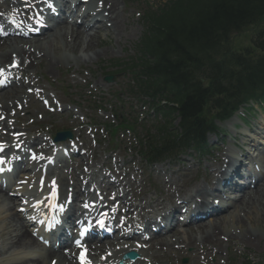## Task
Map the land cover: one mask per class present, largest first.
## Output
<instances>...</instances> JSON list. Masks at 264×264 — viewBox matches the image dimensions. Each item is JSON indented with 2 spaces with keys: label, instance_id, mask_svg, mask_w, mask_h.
<instances>
[{
  "label": "bare ground",
  "instance_id": "1",
  "mask_svg": "<svg viewBox=\"0 0 264 264\" xmlns=\"http://www.w3.org/2000/svg\"><path fill=\"white\" fill-rule=\"evenodd\" d=\"M93 3L92 8L88 5L86 11H83L79 22L73 19L70 21L69 15L64 16L51 29L50 35L41 39L37 38L29 41L15 37L4 38L2 40L4 46L0 49V70L5 65H8L6 64L8 61L17 62L18 69L28 79L33 80V83H37V79L33 77L37 74V69L41 65H43V70L51 72L62 65L71 68L72 63L78 67L82 62L96 60L101 54H106L105 50L96 49L99 43L106 40L110 34L118 36L119 40L124 33L128 32L130 27L126 26L123 10L117 0H93ZM15 32H18V30ZM95 82L97 83V80ZM17 84L18 86L15 90H9L5 95L0 96V126H2L1 129H6L8 132L17 129L15 127L16 124L10 122L18 114L15 105L22 104L25 107L26 100H31L33 96V94L23 92L24 85L20 80ZM61 111L69 112L68 108H61ZM19 131L17 129L16 132ZM83 138L82 147L86 150L84 153L86 154L84 156H87L86 158H80V161L75 164L70 165L69 163V170H66V173H64V169L61 170L59 168L48 171L44 178L43 187L37 186L40 172L35 171V166L41 165V163H34V166L29 168L28 173H20L19 176H16L18 184L23 181L28 183L25 187L26 193L23 192V188L20 186L15 187L13 192L23 198L25 195L33 193V191L47 189L48 182L53 178L57 186L60 187L63 197L66 196V189L69 187L72 188L73 194L78 196L81 189L78 186L80 183L79 177L85 178L86 183L90 182L88 186L94 181L95 176L101 175L104 177L106 173L101 168L108 163L100 162L101 157L95 154V152L99 153L97 149L89 145L87 137L84 136ZM8 139L9 142H15L14 145L23 143L38 147L37 158L42 157L44 155L43 152L46 150L42 144L48 143L45 139L38 136L30 140V136L25 134H22L18 139L0 135V141H3V144L9 150L11 149V144H6ZM40 152L41 154H39ZM31 164L33 163L31 162ZM187 167L189 166L186 165L183 169L180 168L177 171L169 172L162 169H154L155 174L166 176L165 180L160 178L158 196L149 195L143 189L140 193H137V187L143 186V176L135 175L133 179L129 176V172L121 170L122 166L114 168V174L123 175L114 185L108 186L106 183L105 186L100 182H96V184L103 191L100 193L109 198V204L112 205L111 207L114 208L115 212L118 211V207L114 203L118 199L123 202L124 195V201L129 202L128 208L133 207L136 210L135 216H139L145 221L152 218V216H149L151 215L150 211L155 212L154 218H156L161 215L157 210L162 209L166 204H170L174 208L179 198L182 201L187 199L194 200L195 203L196 198H199L198 207L201 211L202 204L206 200L208 188L206 184L203 186L194 182L189 183L190 171ZM25 168L23 167V170ZM74 168L75 173L72 174ZM205 169L210 170L208 175L211 180L225 176V172L221 168L208 164L203 170ZM120 185L126 188L128 192L121 189ZM8 193L5 190H1L0 187V264H73L71 253L64 255L52 250L30 251L35 247L36 240L30 230L27 229L22 215L17 211L16 201L9 197ZM128 195H131V199H128ZM221 195L220 202H222L221 207H224V210L219 213L208 215L206 219L198 220L194 223H185L184 228L175 229V226L166 230L159 234L157 238L145 242L144 247L141 249L137 242L130 240L121 242L118 238H126L114 237L109 243L90 247L86 260L88 264L93 262L96 264H109L116 257L120 258L125 251L133 249L139 250L140 253V259L136 261L137 264H175L174 260L179 255H187L191 261L189 264H202V260L206 262L210 255L218 256V252L226 250L230 245L243 249L253 243L256 245L263 243L264 230L260 227L261 221L259 217L262 211L261 205L264 202V170L259 183L251 188H244L240 195L234 196V198L237 196V199L231 201V203L229 201L223 202L222 199L224 197L223 194ZM230 198L231 196H226V199ZM214 199L212 198L211 202ZM102 203H104V200ZM146 211H148L147 214ZM131 213L126 209L125 216L128 221L132 217ZM193 217L195 215L190 216V219H193ZM175 219L177 220V218L168 217L165 221L170 220L172 222ZM125 244L126 247L124 246ZM103 246H106L105 249L111 252L106 254V250H104L101 255L99 251L102 250ZM2 248L5 249L1 251ZM189 248H191L190 251L188 250Z\"/></svg>",
  "mask_w": 264,
  "mask_h": 264
},
{
  "label": "trees",
  "instance_id": "2",
  "mask_svg": "<svg viewBox=\"0 0 264 264\" xmlns=\"http://www.w3.org/2000/svg\"><path fill=\"white\" fill-rule=\"evenodd\" d=\"M263 15L264 0H169L159 10L148 11L136 46L137 79L142 83L136 92L152 101L167 98L174 105L169 113H178L185 135L197 132L196 117L205 102L226 113L234 102L224 100H241L264 89V56L230 58L221 50L223 58H217L223 34ZM256 45L264 52V38ZM172 137H158L148 146L164 147Z\"/></svg>",
  "mask_w": 264,
  "mask_h": 264
},
{
  "label": "rangeland",
  "instance_id": "3",
  "mask_svg": "<svg viewBox=\"0 0 264 264\" xmlns=\"http://www.w3.org/2000/svg\"><path fill=\"white\" fill-rule=\"evenodd\" d=\"M147 1L155 2V0ZM118 3L121 5L122 0H119ZM124 5L125 6L122 8L124 11L123 17L126 20V26L131 28L128 29V32L124 33L119 40L118 36L116 37L113 35V38L108 37L106 41H101L99 43V46L96 47V49L100 51L105 50L106 54H101L98 59L90 60L89 62H86V64L81 63V66H79L75 72L71 69H67L65 66H61L51 72L43 70V65L37 69V74L35 75L37 83H34L33 88L41 89L43 91L41 99L47 98V100L50 101V94L54 93L58 99H60L59 102H61V104L64 103L62 99L65 100V103L71 104L70 107H72L74 112H72L68 118L67 116L63 117V122L65 123L61 124L59 119L62 118V116L57 114L56 111L52 113L43 108L40 101L30 102L35 104L31 107L32 111H30V109L28 111L32 113L31 115H27V111H24L23 109H21L18 114L20 115V118L23 115H26L23 119L26 125H29L36 135L39 132L44 138H47V132H50L52 129H70V126L73 124L71 120L74 119V117L79 116L77 123L89 121L88 127L84 130V135L89 134V131H92L93 133L96 130L95 138L92 137L91 133L89 134L90 146H93V148H99L100 145V149H103L104 155L111 150L113 153L115 152L114 154H116V157H118L119 160H128L133 156L137 160L139 166L137 171H141L145 169L146 164L141 160L138 153L137 140L141 137L140 128L137 127L132 131L118 128L114 141L111 138V130L106 129L109 123L117 124V119L120 118L119 116H121L124 111L128 110L130 98L124 90L121 75H115L113 77V82L106 85L103 78L106 72L110 69L105 68H108L116 59H127L129 56H132L134 54L133 47L142 31L139 11L143 8V4L138 6L137 4L130 2V4L124 3ZM257 28L264 29V21L261 22L256 29ZM254 30V28H249L246 31L235 35L232 41V46L239 48L243 45H247ZM94 79L99 81V88L93 91L90 89L93 86ZM78 91L85 98L82 109L79 110V112L78 108L73 105V101L77 99L76 94ZM39 108L42 109V111H40ZM83 114L86 115V117H83ZM80 127V125L73 127V132L76 134L75 130ZM76 138L77 136L75 135V139ZM79 141L82 140L79 139L78 142ZM173 168L177 167L174 166ZM200 170L201 166L194 174H192V176H195ZM145 185L148 186L150 193L154 191V187L151 186L150 183L146 182ZM261 208V216L259 217L261 221L260 227L261 229H264V202L261 205ZM223 252H226L228 255H226L227 260L220 261L223 262L222 264H245V262L248 263L250 260L255 262L258 257L259 259L260 257L264 258V241L258 246L249 245L243 251L230 246ZM250 256H253V258ZM183 258L185 257L182 256L178 258L180 264H182L181 260ZM209 258V264H212L214 259H220V257L218 258L214 256H210L208 259ZM238 258L241 259L238 260ZM187 261L184 264H187Z\"/></svg>",
  "mask_w": 264,
  "mask_h": 264
}]
</instances>
